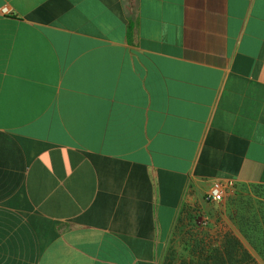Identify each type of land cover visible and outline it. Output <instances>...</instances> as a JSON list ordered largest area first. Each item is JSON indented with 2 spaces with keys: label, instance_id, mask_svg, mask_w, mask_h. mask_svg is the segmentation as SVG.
<instances>
[{
  "label": "crops",
  "instance_id": "0c3cea01",
  "mask_svg": "<svg viewBox=\"0 0 264 264\" xmlns=\"http://www.w3.org/2000/svg\"><path fill=\"white\" fill-rule=\"evenodd\" d=\"M217 182L264 187V0H0V264H159Z\"/></svg>",
  "mask_w": 264,
  "mask_h": 264
},
{
  "label": "rangeland",
  "instance_id": "374dc122",
  "mask_svg": "<svg viewBox=\"0 0 264 264\" xmlns=\"http://www.w3.org/2000/svg\"><path fill=\"white\" fill-rule=\"evenodd\" d=\"M159 264H264V187L233 185L223 203L185 204Z\"/></svg>",
  "mask_w": 264,
  "mask_h": 264
},
{
  "label": "built area",
  "instance_id": "2783aa9c",
  "mask_svg": "<svg viewBox=\"0 0 264 264\" xmlns=\"http://www.w3.org/2000/svg\"><path fill=\"white\" fill-rule=\"evenodd\" d=\"M228 190V184H225L223 182H217L213 185V187L207 194L206 201L209 203L216 204L223 203L227 197Z\"/></svg>",
  "mask_w": 264,
  "mask_h": 264
}]
</instances>
